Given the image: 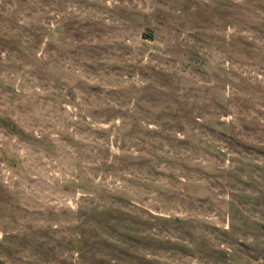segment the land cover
<instances>
[{
	"label": "rangeland",
	"instance_id": "rangeland-1",
	"mask_svg": "<svg viewBox=\"0 0 264 264\" xmlns=\"http://www.w3.org/2000/svg\"><path fill=\"white\" fill-rule=\"evenodd\" d=\"M0 264H264V0H0Z\"/></svg>",
	"mask_w": 264,
	"mask_h": 264
}]
</instances>
